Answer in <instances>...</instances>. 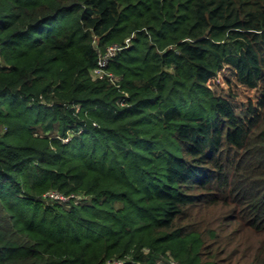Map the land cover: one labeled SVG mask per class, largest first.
Wrapping results in <instances>:
<instances>
[{"label": "trees", "instance_id": "trees-1", "mask_svg": "<svg viewBox=\"0 0 264 264\" xmlns=\"http://www.w3.org/2000/svg\"><path fill=\"white\" fill-rule=\"evenodd\" d=\"M109 261L264 264V0H0V264Z\"/></svg>", "mask_w": 264, "mask_h": 264}, {"label": "built area", "instance_id": "built-area-1", "mask_svg": "<svg viewBox=\"0 0 264 264\" xmlns=\"http://www.w3.org/2000/svg\"><path fill=\"white\" fill-rule=\"evenodd\" d=\"M129 40H126V42H128ZM122 48L121 47H118L117 45H113V46H110L106 49V51L104 52L103 55L99 56L98 60H97V66L95 67V69L93 70V74L96 76V77H99V78H107L111 83L115 84V76L108 72L106 70L107 66H108V63L109 61L114 57L115 53L117 51H120ZM47 198H50V199H55V200H61V201H66L67 199L58 194V193H48L45 195ZM106 264H123V262H120V261H109L107 262Z\"/></svg>", "mask_w": 264, "mask_h": 264}, {"label": "rangeland", "instance_id": "rangeland-1", "mask_svg": "<svg viewBox=\"0 0 264 264\" xmlns=\"http://www.w3.org/2000/svg\"><path fill=\"white\" fill-rule=\"evenodd\" d=\"M222 212H224L223 209H222ZM220 214H221V213H220ZM220 225H222L224 228H225L226 225H227V222H225V219L223 218L222 215H221V222H220ZM225 262H226V260H225Z\"/></svg>", "mask_w": 264, "mask_h": 264}]
</instances>
